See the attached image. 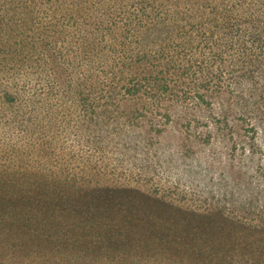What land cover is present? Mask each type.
<instances>
[{
	"label": "trees",
	"instance_id": "1",
	"mask_svg": "<svg viewBox=\"0 0 264 264\" xmlns=\"http://www.w3.org/2000/svg\"><path fill=\"white\" fill-rule=\"evenodd\" d=\"M144 31L152 36L148 45ZM260 70L264 0H0V249L10 253L1 255L0 264L34 260L29 250L39 246L41 231L52 239L37 264H264L256 226L224 207L208 210L207 233L221 235L208 247L194 243L199 236L192 223H159L143 212L163 228L152 233H165L148 234L146 260L137 248H127L122 260V246L135 247L136 240L132 228H112L121 219L114 200L120 186L102 184L101 200L99 162L82 146L67 156L62 133L70 118H51L65 114L64 106H77L90 121L112 108L129 126L158 111L172 121L176 102L215 110L213 97L258 81ZM129 101L134 106L123 108ZM40 114L50 117L48 123ZM252 127L256 138L259 127ZM55 128L62 131L55 135ZM88 187L96 189L95 197ZM86 219L98 226V236L82 226ZM156 243L158 251L152 249ZM61 251L67 256L57 257Z\"/></svg>",
	"mask_w": 264,
	"mask_h": 264
},
{
	"label": "rangeland",
	"instance_id": "2",
	"mask_svg": "<svg viewBox=\"0 0 264 264\" xmlns=\"http://www.w3.org/2000/svg\"><path fill=\"white\" fill-rule=\"evenodd\" d=\"M141 38L147 45L152 41L148 31H144ZM263 74L260 70L256 77L258 81L248 80L234 90H228L224 97H213L217 106L215 110L188 107L176 102L172 121H166L161 111H158L150 120L129 126L120 121L114 108L94 114L97 117L94 121L80 116L82 111L77 106L74 107L76 110L64 106L65 114H53L55 117L51 118L56 121L64 117L70 118L68 129L62 133L68 149L65 154L68 156L74 148L82 146L84 153L93 155L99 162L98 183L95 185L99 188L101 200L105 195L101 189L102 184L120 186L115 192L114 200L118 203L115 216L121 219H114L120 223L112 228L117 233L121 232V225L127 231L132 228L131 235L136 240L135 247L122 246L124 252H118L122 260L123 255L128 253L127 248H137V256L146 260V241L152 234L157 237L165 233L164 230L160 234L152 233L154 227L163 228L152 225V220L147 221L143 212L159 218V223H192L193 232H197L199 236L195 237L194 243L208 247L221 237L220 234L216 236L215 233L208 234L206 231L209 229L205 226L212 221L207 218L212 216V212L208 210L224 207L246 224L256 226L255 237L264 241ZM250 87L255 91L250 90ZM235 90L243 93L235 95ZM57 102L66 103L67 100ZM129 103L122 107L132 108L133 102ZM154 108L159 110V107ZM39 117L45 123H48L45 120L50 119L45 114H40ZM253 123L259 127L256 138ZM51 126L58 124L53 122ZM60 131L62 130L55 128L51 132L57 135ZM89 138L98 139L99 142H89ZM87 190L88 196L95 197L98 193L93 187H88ZM163 191L168 194L164 196ZM73 200L74 198L68 199L74 202ZM188 207L192 210H184ZM194 208L200 209L195 212ZM60 211L67 216L63 208ZM188 214L194 218L191 217L189 221L184 219V215ZM201 218H204L202 223ZM71 221L78 220L71 218ZM137 224L144 229L136 228ZM82 226L87 229L91 227L90 234L99 235L98 226L93 221L86 219ZM41 232L43 239L38 242L39 246L31 244L34 247L29 250L37 259L29 264H37L43 260L41 253L50 252L49 241L52 238L49 233ZM142 232L143 236H136ZM149 233L152 234L148 235ZM71 239L70 237L69 240ZM160 246V243H156L152 249L158 251ZM63 249L67 247L63 246ZM7 251V247L2 246L0 259L5 253L10 255ZM56 256L66 257L67 251H61V255Z\"/></svg>",
	"mask_w": 264,
	"mask_h": 264
}]
</instances>
